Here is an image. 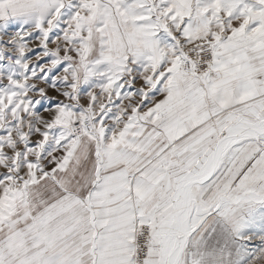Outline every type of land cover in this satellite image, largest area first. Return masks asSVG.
Segmentation results:
<instances>
[{
    "label": "snow or ice",
    "instance_id": "obj_1",
    "mask_svg": "<svg viewBox=\"0 0 264 264\" xmlns=\"http://www.w3.org/2000/svg\"><path fill=\"white\" fill-rule=\"evenodd\" d=\"M0 264H264V0H0Z\"/></svg>",
    "mask_w": 264,
    "mask_h": 264
}]
</instances>
